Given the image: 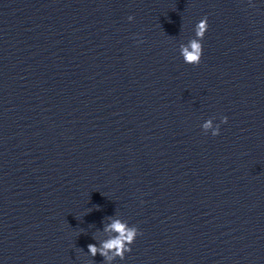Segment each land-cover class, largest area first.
I'll return each mask as SVG.
<instances>
[{"label":"clouds","instance_id":"1","mask_svg":"<svg viewBox=\"0 0 264 264\" xmlns=\"http://www.w3.org/2000/svg\"><path fill=\"white\" fill-rule=\"evenodd\" d=\"M129 21L133 20L132 16L128 17ZM208 19L205 16L199 20L194 27V37L186 44L182 43L179 46L180 55L186 64L199 65L203 55L202 41L208 30ZM221 124L227 123V117H222ZM203 131L207 134L209 131L212 136L220 134V125L213 123V119L206 120L201 125ZM110 223L105 226V232H111L112 235L101 242L98 247L96 244H88L87 249L90 256L95 257L98 253L105 258L107 264L116 258L123 260L125 253L132 251L131 245L135 242L140 231L136 226H130L127 221L120 218L109 217Z\"/></svg>","mask_w":264,"mask_h":264}]
</instances>
